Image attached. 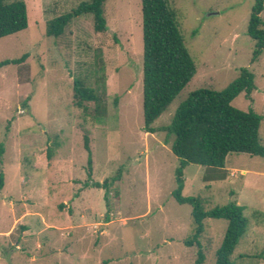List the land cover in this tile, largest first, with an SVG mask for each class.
Segmentation results:
<instances>
[{
  "label": "rangeland",
  "instance_id": "rangeland-1",
  "mask_svg": "<svg viewBox=\"0 0 264 264\" xmlns=\"http://www.w3.org/2000/svg\"><path fill=\"white\" fill-rule=\"evenodd\" d=\"M24 1L27 27L0 38V61L26 54L0 67V264H194L191 206L172 197L178 159L164 131L143 130L140 0H106L105 31L82 14L57 38L45 35L46 20L82 0ZM167 3L196 70L152 126L166 127L191 92L222 90L246 68L255 89L231 105L261 116L264 145V50L255 56L247 34L254 0ZM76 78L101 96L99 120L93 102L92 116L75 105ZM113 177L106 193L92 186ZM183 177L182 194L199 196L204 210L244 206L231 264H264V159L231 152L223 168L188 164ZM203 223L202 264H214L227 222Z\"/></svg>",
  "mask_w": 264,
  "mask_h": 264
},
{
  "label": "trees",
  "instance_id": "trees-1",
  "mask_svg": "<svg viewBox=\"0 0 264 264\" xmlns=\"http://www.w3.org/2000/svg\"><path fill=\"white\" fill-rule=\"evenodd\" d=\"M106 0H82L77 6L45 22V35L61 36L71 20L82 14H90L95 32L106 30L104 4ZM142 36V112L143 130L165 132V143L178 159L174 170L175 187L172 197L179 204L191 206L193 231L185 240L186 245L196 244L197 258L194 264H202L204 254L200 248L199 236L204 230L205 218L225 219L226 229L219 247L215 251L214 264H231L230 254L246 227L244 206L236 202L204 210L199 196H185L183 169L188 164L210 168H223L228 153H247L264 159V145L259 138L261 116L252 110H241L231 105L240 92L249 97L255 89L253 73L242 68L238 77L224 89L216 91L207 88L191 92L176 108L170 123L163 128H155L152 123L166 109L173 98L188 83L195 73L191 59L176 20L175 11L167 0H140ZM264 9V0H254L247 26V34L255 41L254 55L264 50V21L259 14ZM28 25L24 0H0V38L25 29ZM26 57L4 59L0 67L19 64ZM101 88L104 90L103 85ZM102 90V91H103ZM75 105L84 114L89 112L87 102L94 103L92 116L96 121L104 114L101 96L94 87L84 81L74 79L72 86ZM104 92V91H103ZM116 98L114 99V104ZM83 146L88 152V173L91 175V151L88 136L83 135ZM47 150L50 158L52 151ZM111 182H92V186L108 190ZM2 175H0V188ZM106 199V194H104Z\"/></svg>",
  "mask_w": 264,
  "mask_h": 264
}]
</instances>
